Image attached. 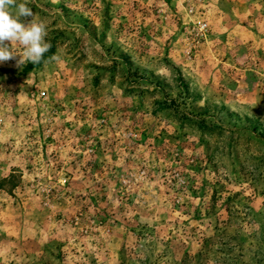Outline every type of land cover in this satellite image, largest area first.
I'll return each instance as SVG.
<instances>
[{"label":"rangeland","instance_id":"rangeland-1","mask_svg":"<svg viewBox=\"0 0 264 264\" xmlns=\"http://www.w3.org/2000/svg\"><path fill=\"white\" fill-rule=\"evenodd\" d=\"M28 7L51 48L0 64V264H264V0Z\"/></svg>","mask_w":264,"mask_h":264},{"label":"clouds","instance_id":"clouds-1","mask_svg":"<svg viewBox=\"0 0 264 264\" xmlns=\"http://www.w3.org/2000/svg\"><path fill=\"white\" fill-rule=\"evenodd\" d=\"M46 36L47 25L34 18L28 0L19 4L16 0H0V64L15 61L18 68L28 63L40 64L51 48ZM14 45H20L22 51H15Z\"/></svg>","mask_w":264,"mask_h":264},{"label":"trees","instance_id":"trees-1","mask_svg":"<svg viewBox=\"0 0 264 264\" xmlns=\"http://www.w3.org/2000/svg\"><path fill=\"white\" fill-rule=\"evenodd\" d=\"M160 108L158 110H168L173 111L175 114L179 115V120L182 121L181 124L189 125L201 132L203 135H213L216 133L217 127L213 124L206 122L205 119L194 120V118H189L185 111H181L177 106H174L173 101H166L159 103ZM163 107V108H161ZM188 123V124H187Z\"/></svg>","mask_w":264,"mask_h":264}]
</instances>
